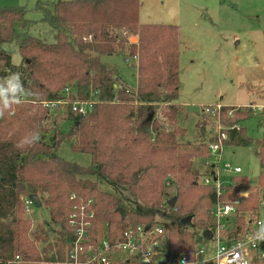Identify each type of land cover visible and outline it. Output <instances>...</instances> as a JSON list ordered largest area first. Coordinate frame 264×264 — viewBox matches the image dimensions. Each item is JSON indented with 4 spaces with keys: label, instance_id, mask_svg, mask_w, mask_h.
<instances>
[{
    "label": "trees",
    "instance_id": "16d2710c",
    "mask_svg": "<svg viewBox=\"0 0 264 264\" xmlns=\"http://www.w3.org/2000/svg\"><path fill=\"white\" fill-rule=\"evenodd\" d=\"M45 6L39 8L41 22L53 30V43L27 34L31 22L24 8L0 9V46L17 41L21 59L15 65L0 51V88L7 90L10 83L3 81L20 73L27 93L20 104H14L7 91L0 99V264L16 256L32 264L62 260L73 238L67 227L72 194L93 200L94 224L106 227L110 241L120 240L128 227L161 224L168 255L190 254L195 239L215 223L208 211L218 199L232 201L238 189L225 187L218 198L212 187L198 184L193 160L205 156L212 137L198 145L177 140L186 133L175 125L179 114L178 28L140 24L139 0H70ZM132 36L137 41L130 43L127 38ZM116 53L137 58L132 65L135 88H128L118 70L102 62L103 57ZM67 88L70 101L94 102L90 110L81 115L67 106L58 107L50 116L41 103L62 99ZM162 106L163 121L157 117ZM231 108L223 110L224 126L248 116L236 111L227 117L225 111ZM62 112V121L70 122L66 132L57 127ZM168 124L174 127L167 129ZM262 129L261 169L264 119ZM34 133L40 137L34 146L18 147ZM227 137L226 146L249 147L253 142L243 128L228 132ZM64 141L72 152L90 156V165L57 157L54 150ZM238 180L246 183L244 177L234 179ZM99 181L114 193L101 190ZM263 185L259 177L255 186L244 188L248 196L237 208L240 224L243 212L256 209ZM170 191L174 192L168 198H175L173 208L164 200ZM30 195H36L47 210L49 219L44 225L33 226L25 217L22 198ZM117 209L125 211L123 220ZM187 217L191 222L183 225ZM251 264H264V260Z\"/></svg>",
    "mask_w": 264,
    "mask_h": 264
},
{
    "label": "rangeland",
    "instance_id": "374dc122",
    "mask_svg": "<svg viewBox=\"0 0 264 264\" xmlns=\"http://www.w3.org/2000/svg\"><path fill=\"white\" fill-rule=\"evenodd\" d=\"M58 1L70 0H0V9L24 8L26 19L31 22L27 34L53 43L54 32L48 24L41 22L42 12L39 8L46 7L45 4L51 6ZM139 1L140 24L173 25L178 28L179 114L175 125L185 129L186 133L177 140L198 145L212 137L214 122L199 111L200 106L220 103L225 107L236 108L240 113H248L247 117L240 120V124L247 137L253 140L252 144L249 147L226 146L223 160L240 167L242 174L249 180L262 177L258 148L263 133V116L249 109L252 105H264V0ZM134 40L136 42L137 37ZM0 51L10 56L13 64L20 63L17 41L2 44ZM125 59L123 53H116L103 57L102 62L117 69L120 80L133 89L137 80L136 70ZM163 109L162 106L157 112L161 121L164 120L161 115ZM57 119V127L66 132L70 122L62 121L65 119L63 112ZM173 127L174 125L168 124L167 129ZM203 128L204 132L201 131ZM54 154L79 166L90 165V156L72 152L67 141L54 150ZM201 162V159L194 161L192 170L199 173L197 182L204 186L200 177L205 173ZM232 181L230 174L221 175L220 182L223 186L231 185ZM245 182L241 183V187L247 189L249 185ZM98 184L101 190L114 193L104 182L99 181ZM173 195L174 192L170 191L164 200ZM31 209V216L25 217L29 218L33 226L44 225L49 218L38 198ZM50 235L53 240L55 236L52 233ZM18 264L32 263L22 260Z\"/></svg>",
    "mask_w": 264,
    "mask_h": 264
},
{
    "label": "built area",
    "instance_id": "2783aa9c",
    "mask_svg": "<svg viewBox=\"0 0 264 264\" xmlns=\"http://www.w3.org/2000/svg\"><path fill=\"white\" fill-rule=\"evenodd\" d=\"M126 36V32H123ZM135 37H128L130 43ZM127 64H136L137 58H126ZM69 89H65L64 97L57 101L42 102L49 115L52 116L58 107H69L75 114L84 115L94 102L70 101ZM227 108L220 103L212 106H200L198 109L206 118L214 122L215 131L212 139L207 142L205 156L201 157L204 174L202 184L210 186L219 198L224 194V188L233 186L238 189L237 196L230 202L219 200L208 211V216L215 220L211 229V238L195 239L193 251L187 254L180 251L176 255H168L166 232L161 224L150 226L135 225L126 228L118 241H110L106 227L95 223L93 200H84L75 194L70 196V207L67 213V227L73 234L62 260L40 262L38 264H251L254 260H264V240H250L257 231L264 235V185L259 188L257 207L255 210L243 212L239 223L238 206L248 196L236 178L242 177V169L232 166L223 160V152L228 140V132H240L242 126L235 123L230 126L222 124L223 110ZM251 111L261 113L264 119V105H252ZM236 108L227 109V117H231ZM263 124V121L261 122ZM223 173L230 174L233 181L229 186L220 182ZM264 179V168L262 169ZM199 179V177H198ZM197 179V181H198ZM250 187V186H249ZM24 213L31 216V206L34 204L29 197L22 198ZM21 257L16 256L6 264H18Z\"/></svg>",
    "mask_w": 264,
    "mask_h": 264
},
{
    "label": "clouds",
    "instance_id": "9594fccd",
    "mask_svg": "<svg viewBox=\"0 0 264 264\" xmlns=\"http://www.w3.org/2000/svg\"><path fill=\"white\" fill-rule=\"evenodd\" d=\"M20 79V73H13L9 77H7V79L3 82L10 83V87L7 90H5L4 88H0V99L5 97V93L7 91V93H10L12 95L14 104H20L22 102H25L27 98V93L25 89L21 86ZM5 107H7V105H5ZM2 116L3 112H0V117ZM39 139V134L34 133L29 137L22 139L18 144V147H32L39 141ZM249 239L264 240V235H261L260 232L257 231L253 236H250Z\"/></svg>",
    "mask_w": 264,
    "mask_h": 264
},
{
    "label": "water",
    "instance_id": "95a60500",
    "mask_svg": "<svg viewBox=\"0 0 264 264\" xmlns=\"http://www.w3.org/2000/svg\"><path fill=\"white\" fill-rule=\"evenodd\" d=\"M29 199L33 203H36L37 202V196L36 195H30L29 196ZM174 204H175V198H172V199L168 200V202H167V205L170 208H173L174 207ZM117 212L120 214V217L123 220L125 218V211L123 209H117ZM181 222H182L183 225H189L190 222H191V218L190 217H187V218L183 219ZM202 237L204 239H206V240H209L211 238V232L208 231V230H205L202 233Z\"/></svg>",
    "mask_w": 264,
    "mask_h": 264
},
{
    "label": "crops",
    "instance_id": "0c3cea01",
    "mask_svg": "<svg viewBox=\"0 0 264 264\" xmlns=\"http://www.w3.org/2000/svg\"><path fill=\"white\" fill-rule=\"evenodd\" d=\"M190 142V141H189ZM201 158V157H200ZM199 157L198 158H195L194 160H193V162L194 161H196V160H198V159H200ZM200 165H201V167H203V165H202V163H200ZM204 169V168H203ZM242 177H244L245 179H246V181L248 182V185L249 186H255L256 185V183H257V180H258V178L256 179V180H249L248 178H247V176H245V175H243L242 174Z\"/></svg>",
    "mask_w": 264,
    "mask_h": 264
}]
</instances>
